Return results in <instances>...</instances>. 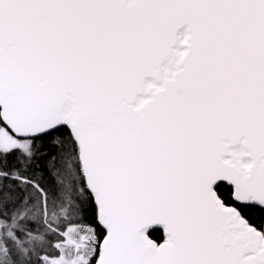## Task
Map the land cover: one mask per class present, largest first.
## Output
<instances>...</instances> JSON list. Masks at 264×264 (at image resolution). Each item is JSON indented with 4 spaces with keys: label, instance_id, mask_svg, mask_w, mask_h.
Masks as SVG:
<instances>
[{
    "label": "snow or ice",
    "instance_id": "6c2138e0",
    "mask_svg": "<svg viewBox=\"0 0 264 264\" xmlns=\"http://www.w3.org/2000/svg\"><path fill=\"white\" fill-rule=\"evenodd\" d=\"M0 264H264V0H0Z\"/></svg>",
    "mask_w": 264,
    "mask_h": 264
}]
</instances>
